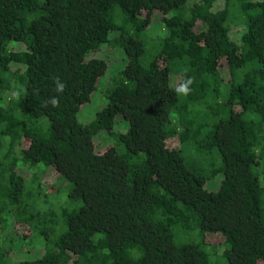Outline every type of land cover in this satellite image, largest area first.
I'll return each instance as SVG.
<instances>
[{"label":"trees","instance_id":"16d2710c","mask_svg":"<svg viewBox=\"0 0 264 264\" xmlns=\"http://www.w3.org/2000/svg\"><path fill=\"white\" fill-rule=\"evenodd\" d=\"M107 42L126 63L82 123L107 68L88 54ZM118 116L123 149L97 153ZM48 168L83 201L59 221ZM11 220L52 238L15 263L8 239L0 264H264V0H0V233Z\"/></svg>","mask_w":264,"mask_h":264},{"label":"rangeland","instance_id":"374dc122","mask_svg":"<svg viewBox=\"0 0 264 264\" xmlns=\"http://www.w3.org/2000/svg\"><path fill=\"white\" fill-rule=\"evenodd\" d=\"M156 20L157 19H154V22H152L149 28L145 31L149 38H156L163 32L160 23H158ZM115 32L116 31H113L109 34V40L114 36V34H116ZM155 52L156 50L154 49L150 52H147L143 59L147 60L151 58ZM88 56L103 59L107 65V68L105 73L100 77L96 86V90L90 97V101L84 103L77 113V119L82 123L89 122L90 120L94 119L95 114L103 107L105 104V98L100 99L99 92H101L103 87L106 85L105 81L114 74L121 71L126 63V58L122 49L119 47H113L109 42L103 44L100 49L90 52ZM116 119L119 122V125L116 124V127L114 126L112 134L101 131L93 137L94 150L97 153L104 151L109 145H115L120 149H123V147L118 142L117 135L120 132L126 131L128 122L121 116H118ZM173 145H177V142L175 141ZM187 156L189 159H191V161L199 160V158H196V155L193 153L187 154ZM27 178H29V174ZM41 178V188L44 193H47L48 196L47 201L42 205V209L50 207L52 210L56 211L59 208L63 210L62 208L66 207L68 210H73L79 208L83 204L81 197H69V191H64V188L68 189V183L65 182L59 176L58 172H56L53 168L46 169L44 173H42ZM220 179L221 175H218L217 178L208 181L205 185L206 188L208 190L217 189L219 187ZM61 210H57V213L55 214L58 221L60 219L59 212L61 214ZM56 219L54 216L53 221L51 222L55 229L57 226ZM196 231L181 235L179 237L175 234V239L185 242L199 241L202 238V235L201 232ZM57 233H59V231H56V234ZM50 238L52 237L45 238L33 235L28 225L20 224L11 220L8 223L6 222L5 230L0 233V245L4 242L7 243V240L11 239L12 243H9V245H12V248L9 254L12 260L11 262L15 263L25 259H35L42 257L45 253L46 242H48Z\"/></svg>","mask_w":264,"mask_h":264},{"label":"clouds","instance_id":"9594fccd","mask_svg":"<svg viewBox=\"0 0 264 264\" xmlns=\"http://www.w3.org/2000/svg\"><path fill=\"white\" fill-rule=\"evenodd\" d=\"M193 83L191 78H188L185 82L181 83L178 87H176L175 91L178 95H182V96H187L189 94V92L191 91L190 85ZM55 84H56V92L57 93H62L64 91L65 88V84L63 82H61L59 80V78H57L55 80ZM49 103H51V105L53 107L58 106V99L56 97H52L50 99V101H48Z\"/></svg>","mask_w":264,"mask_h":264}]
</instances>
